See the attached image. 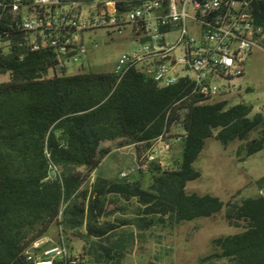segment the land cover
Returning a JSON list of instances; mask_svg holds the SVG:
<instances>
[{
  "label": "trees",
  "instance_id": "16d2710c",
  "mask_svg": "<svg viewBox=\"0 0 264 264\" xmlns=\"http://www.w3.org/2000/svg\"><path fill=\"white\" fill-rule=\"evenodd\" d=\"M71 1L89 0H63ZM252 10L264 30V0H253ZM22 36L4 14L0 39L8 45L0 47V74H9L10 81L0 84V264H32L26 250L53 227L57 242L63 237L79 255L76 264H129L136 239L145 241L147 232L212 218L224 209L228 224L242 231L214 239L215 252L200 264H264V196L224 202L187 190L201 177L194 164L207 140L224 147L243 142L239 162L264 149V134L248 139L264 123L262 114L251 118L254 107L244 102L230 107L228 101L183 100L190 92L184 84L160 88L137 71L119 80L113 71L82 66L74 75L50 76L55 52L31 51ZM172 133L183 147L182 159L172 168L156 160L139 170L152 177L147 189L141 180L122 176L97 177L87 185L111 153L103 144L133 146L142 165L154 142ZM257 184L263 188L264 177ZM75 239L83 243L80 252L74 251ZM54 264L72 263L64 258Z\"/></svg>",
  "mask_w": 264,
  "mask_h": 264
},
{
  "label": "built area",
  "instance_id": "2783aa9c",
  "mask_svg": "<svg viewBox=\"0 0 264 264\" xmlns=\"http://www.w3.org/2000/svg\"><path fill=\"white\" fill-rule=\"evenodd\" d=\"M134 1L0 0V18L7 13L11 16V24L23 33V45L31 51L55 52L57 62L50 76L68 74L70 65L84 66L87 32L130 29L139 49L122 55L113 70L119 80L137 71L160 88L184 84L190 92L183 100L229 101L240 92L239 80L245 75L247 61L255 48L264 49V30L250 15L253 0H142V8H134ZM216 5H226V12H216ZM123 7H132V14H123ZM116 18H126L125 27L116 28ZM87 19H107V26L94 29L87 26ZM171 33L177 34L173 40L169 39ZM76 34H83V47H75ZM7 45L0 39V47ZM168 136H161L152 148L162 143L163 151H168L170 145L163 142ZM156 160L155 153L147 152L143 164L132 171H145ZM52 171L54 177L59 174L55 166ZM121 176L130 175L123 172ZM25 255L32 264H54L64 258L72 264L79 261L63 237L52 244L47 237L37 240Z\"/></svg>",
  "mask_w": 264,
  "mask_h": 264
},
{
  "label": "rangeland",
  "instance_id": "374dc122",
  "mask_svg": "<svg viewBox=\"0 0 264 264\" xmlns=\"http://www.w3.org/2000/svg\"><path fill=\"white\" fill-rule=\"evenodd\" d=\"M176 36V33H171L169 39L173 40ZM84 42L88 48L84 68L94 73L112 72L122 55L139 49L132 39L130 29L122 33H109L107 30L87 32ZM79 69L80 66L70 65L68 74L74 75ZM9 81V74H0V84ZM239 85L241 90L229 97V106L244 102L254 107L251 118L256 114L264 117V49H254ZM262 134L264 123L248 139L259 138ZM175 135L176 133H172L163 141L170 145L168 151H163L162 143L155 144L149 151L150 154L155 153L157 161L166 168L177 166L182 159L183 147L173 138ZM242 143L238 141L224 147L215 139L207 140L194 164L201 177L188 184V192L215 195L224 202L264 196V187L260 188L257 184L264 177V149L245 162H239L236 151ZM106 148H110L111 153L95 171L96 177L116 179L122 172H126L130 179L141 180L143 187L148 188L152 183L151 175L145 173L142 176L138 171H132L139 167L133 146L118 149V144L113 143L107 144ZM238 191L240 194H237ZM225 214L224 209L215 217L185 222L175 229L149 231L146 233V240H139L136 244L129 259L133 264H200L201 259L215 252L212 245L214 239L242 231L231 227Z\"/></svg>",
  "mask_w": 264,
  "mask_h": 264
},
{
  "label": "bare ground",
  "instance_id": "6f19581e",
  "mask_svg": "<svg viewBox=\"0 0 264 264\" xmlns=\"http://www.w3.org/2000/svg\"><path fill=\"white\" fill-rule=\"evenodd\" d=\"M134 8H142V0H135ZM216 12H226V5H216ZM123 14H132V7H123ZM250 15L255 17L252 7L250 8ZM125 25L126 18H116V28H123ZM87 26H94V29H101V26H107V19H100V22H94V19H87ZM75 47H83V34H76Z\"/></svg>",
  "mask_w": 264,
  "mask_h": 264
},
{
  "label": "crops",
  "instance_id": "0c3cea01",
  "mask_svg": "<svg viewBox=\"0 0 264 264\" xmlns=\"http://www.w3.org/2000/svg\"><path fill=\"white\" fill-rule=\"evenodd\" d=\"M107 144H112V143H105V144H103L102 145V147H104V148H106V145ZM123 173V172H122ZM120 176H121V174H120ZM143 176V175H142ZM97 177L95 176V172L91 175V177H90V179H89V181H88V186H92L93 185V183H94V181H95V179H96ZM120 178V177H119ZM129 178H130V176H129ZM129 181H131V182H133V181H136V179H130ZM130 215H127L126 217H129ZM124 228H128V227H124ZM130 229H131V231L132 232H134V234H135V236L137 235V230H136V228L134 227V226H131V227H129ZM50 241H51V244L52 243H57V229L55 228V227H53V229H52V231H51V234H50V236H48L47 237ZM136 244H137V239H136ZM136 244H135V246H136ZM72 245H73V247H74V251L76 252H80L81 250H82V247H83V243H82V241H80V240H73V242H72ZM128 262H129V264H133L131 261H130V259L128 258Z\"/></svg>",
  "mask_w": 264,
  "mask_h": 264
}]
</instances>
